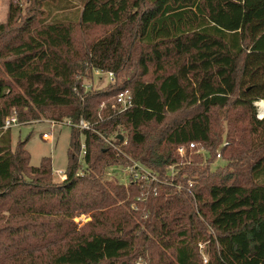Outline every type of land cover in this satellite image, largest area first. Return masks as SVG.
Segmentation results:
<instances>
[{
	"label": "trees",
	"instance_id": "trees-1",
	"mask_svg": "<svg viewBox=\"0 0 264 264\" xmlns=\"http://www.w3.org/2000/svg\"><path fill=\"white\" fill-rule=\"evenodd\" d=\"M42 2L23 10L11 0L0 24V264H264V118L255 107L264 100V0H86L78 22L39 20ZM89 27L113 30L78 44L77 29ZM96 71L116 83L86 91ZM125 91L133 107L117 114ZM14 110L20 122L51 113L92 124L72 128L65 181L52 183L51 159L30 165L28 140L12 149L3 124ZM229 110L251 121L256 150L241 158L245 171L201 188L188 178L129 191L102 181L107 167L134 161L165 177L178 147L216 144L213 120ZM83 214L92 220L78 230Z\"/></svg>",
	"mask_w": 264,
	"mask_h": 264
},
{
	"label": "rangeland",
	"instance_id": "rangeland-1",
	"mask_svg": "<svg viewBox=\"0 0 264 264\" xmlns=\"http://www.w3.org/2000/svg\"><path fill=\"white\" fill-rule=\"evenodd\" d=\"M20 4L23 10L32 8L34 5V0H14ZM43 1L41 8L37 9V17L42 21H50L53 17H58L65 19L66 21L78 22L79 15L83 9V4L86 0H41ZM48 4V5H46ZM64 7H67L63 10ZM2 8V10H1ZM47 8L51 9L52 15L49 18ZM5 9L0 2V17H3L4 22H7L5 18ZM28 13V12H26ZM0 24H2L0 22ZM113 30V27H89L87 29H77L76 32V42L78 44L92 43L99 39L100 37L108 34ZM77 45V44H76ZM78 46V45H77ZM95 74V73H94ZM109 85V78L106 74L94 75L93 80H89L85 83L87 91H100L106 89ZM264 100L255 103L257 109V117L259 120L264 115ZM104 104L101 105V107ZM104 107V106H103ZM103 109V108H101ZM263 109V110H262ZM12 114L17 115L14 110ZM51 113L48 115H43L39 120L20 122V126L12 128L8 131L12 134V149L15 151L20 142L27 141L26 150L29 152L31 157L30 165L34 168H39L44 159L48 158L52 161V171H53V184H59L63 182V176L67 171L69 164L68 151L71 143L72 128L65 124L66 118L61 121L54 120L50 117ZM246 115V114H245ZM247 116V115H246ZM181 119V116H173V118L168 119V123L174 120V118ZM53 123H56L52 127ZM165 125V126H166ZM164 126V127H165ZM251 121L247 119L242 113L238 111H219L216 113L215 118L212 123V133L218 137L216 144L212 148L198 146L197 151L199 153H193L185 159H178V165L169 167L166 170L165 177L161 178L160 175L156 177L157 181L155 184L161 185H174L173 182L176 179H189L187 185H193L194 182L199 187H203L206 182L210 184L219 183L224 177L229 173L235 172L238 169L246 170L244 165L239 167L241 158L245 155L249 156L250 150L255 152V147L253 142L255 139L251 133ZM6 132V131H4ZM51 134V140L43 139V134ZM124 136H127V132L121 130ZM81 146L85 144V137L82 135L80 138ZM202 151V152H201ZM221 155L219 157L218 155ZM177 156V154H176ZM83 156L81 155V159ZM136 162V161H134ZM132 165L133 162H130ZM191 168L184 170L185 168ZM109 167H107L108 169ZM107 169L104 170L103 182L104 183H115L119 184L116 180H111L107 176ZM148 169V168H147ZM151 171V169H149ZM206 171L209 173L206 174ZM154 172V171H153ZM183 172V174H182ZM155 173V172H154ZM78 175H83V172L78 173ZM35 177V173L30 175ZM168 177V178H167ZM194 181V182H193ZM149 187L151 186L148 185ZM187 186V187H188ZM125 187V186H124ZM130 185L125 187L129 191ZM147 187V188H149ZM184 188L182 182L179 184L178 190ZM147 193H141L138 200L141 202H147ZM128 198L119 202V205H124L125 202L130 201ZM137 202L131 204L130 213L138 211L140 208L136 204ZM92 218L90 214H83L74 219V222L78 225V230H81L86 224L91 222ZM208 242H199L198 253L200 259L209 258L207 253ZM149 255V253H147ZM205 263V261H204ZM145 264H147L145 262Z\"/></svg>",
	"mask_w": 264,
	"mask_h": 264
},
{
	"label": "built area",
	"instance_id": "built-area-1",
	"mask_svg": "<svg viewBox=\"0 0 264 264\" xmlns=\"http://www.w3.org/2000/svg\"><path fill=\"white\" fill-rule=\"evenodd\" d=\"M107 76L109 78V84H115L116 83V75L114 73L108 72ZM87 91V90H86ZM105 107V105H103ZM101 108H104V107ZM133 107V101H132V96L129 91H125L120 93L114 102L113 109L116 111L117 114H122L126 111H128L130 108ZM261 107V104H260ZM264 109V107H261ZM262 109V110H263ZM264 115L262 118L263 119ZM65 124L71 128H76L79 129L80 131H87L92 128V124L88 122L85 119H80L79 122H74L71 119H67ZM54 127L56 123L52 124ZM20 126V121L18 120L17 115L12 114L11 116L7 117L4 121L3 124V130L8 131L12 128H16ZM43 139L45 140H51V134H43ZM105 142H107L117 153H120V148L116 146L112 141L109 139H104ZM126 144V143H125ZM199 145L192 143L189 145H182L177 148L176 154L179 158L185 159L189 155L193 154L194 152L199 153V150L197 151ZM202 152V151H201ZM86 154V146L85 144L82 145L81 148V155L84 156ZM221 157V155H218ZM107 176H109L111 180H116L118 183L122 186H132V185H137V186H148V185H153L156 183L157 179L156 177L159 176L158 173H154L152 170L150 171L149 168L145 167L144 165L138 163V162H133V164L129 165H115V166H110L107 169ZM66 174H64L62 180H66ZM158 182V181H157ZM144 195V194H143ZM145 197V195H144ZM205 263L207 262V258H205ZM142 264V263H140Z\"/></svg>",
	"mask_w": 264,
	"mask_h": 264
},
{
	"label": "crops",
	"instance_id": "crops-1",
	"mask_svg": "<svg viewBox=\"0 0 264 264\" xmlns=\"http://www.w3.org/2000/svg\"><path fill=\"white\" fill-rule=\"evenodd\" d=\"M10 1H11V0H0V2H2V6H4V9H5V12H6V13H5V18H7L8 8H9ZM1 10H2V8H1ZM0 22H1V23L4 22L3 17H0ZM95 74H97V75L106 74V75H107V73H103V72H101V71H96ZM107 77H108V76H107Z\"/></svg>",
	"mask_w": 264,
	"mask_h": 264
},
{
	"label": "water",
	"instance_id": "water-1",
	"mask_svg": "<svg viewBox=\"0 0 264 264\" xmlns=\"http://www.w3.org/2000/svg\"><path fill=\"white\" fill-rule=\"evenodd\" d=\"M121 140H123V137H121Z\"/></svg>",
	"mask_w": 264,
	"mask_h": 264
}]
</instances>
